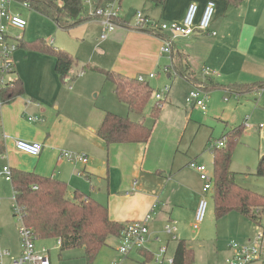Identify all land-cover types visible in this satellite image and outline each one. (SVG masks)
<instances>
[{"label":"crops","instance_id":"0c3cea01","mask_svg":"<svg viewBox=\"0 0 264 264\" xmlns=\"http://www.w3.org/2000/svg\"><path fill=\"white\" fill-rule=\"evenodd\" d=\"M19 1L13 0L10 7L13 13L19 14V8L37 13L30 7L20 6ZM124 1L118 0L115 4L116 28L109 33L101 19L89 16L90 9H83L79 23L66 20L70 24L66 29L37 13L51 22L49 24L54 31L53 38L39 41L50 50L70 54L74 64L67 77L61 79L54 71V55L29 50L27 44L33 42L23 40L24 46L13 53L14 79L20 80L23 92L0 107V172L8 166L12 172L34 173L61 181L66 184L68 199L80 196L98 202L107 208L109 219L120 226L142 220L156 205L147 224L149 240L144 249L124 257L132 264H153L151 259L159 246L165 245L168 256L173 257L177 243L183 241L178 238L176 229L174 251L169 254L170 240L165 237L164 227L175 224L172 215L176 200L169 188L175 185L180 188L184 179L175 181L181 172L176 169V151L171 143L165 141L160 150L152 152V135L146 143L111 145L98 136L97 130L105 113L129 119L139 116L131 114L127 106L117 99L114 85L105 79L103 72L127 78L145 76L148 85V80H159V90L169 86L165 100L169 98L170 102L175 95L173 89L170 92L172 84H178V88L185 85V90L190 92L195 88L194 82L210 87V93L223 91L234 95L237 101L245 97L250 99L260 91L264 97V89L258 88V83H264V0H243L238 6L228 5L226 0H210L214 2L215 10L209 31L196 30L190 37L170 40L168 54L161 50L168 37L134 30L131 27L133 15L141 12L155 22L181 23L188 5L194 2L198 6L197 25L209 0H164L162 4L154 0H129L128 11L121 8ZM91 4L92 7L93 4L100 5L103 0H92ZM24 32L25 29L23 36ZM12 33L17 31L12 30ZM102 35L106 38H101ZM54 44L56 48L53 49ZM178 52L184 56L194 82L173 70V56ZM205 69L215 75L203 74ZM150 74L156 76L150 79ZM173 75L179 77L178 80L172 81L175 79ZM234 84L249 90L240 94L231 92L227 87ZM262 110L261 119L264 121ZM201 114L206 116V111ZM29 118L35 120L29 121ZM131 121L137 122L135 119ZM247 129L264 130L258 125ZM19 140L41 144L40 154L34 157L18 151L15 142ZM64 151L84 154L88 161L86 164L67 161L60 156ZM209 175L213 176L212 171ZM199 182L202 184L200 179ZM212 193L213 190L211 197ZM10 196L14 201L12 184L1 176L0 253L7 252L8 255L0 257V264H11L12 259L21 255L18 225L11 213L13 202L9 205ZM252 238L248 236L247 242ZM186 248L193 253L194 262L193 250ZM210 254L209 258L218 259L216 263L220 264L228 256V248L215 249ZM47 256L50 262L48 250Z\"/></svg>","mask_w":264,"mask_h":264},{"label":"rangeland","instance_id":"374dc122","mask_svg":"<svg viewBox=\"0 0 264 264\" xmlns=\"http://www.w3.org/2000/svg\"><path fill=\"white\" fill-rule=\"evenodd\" d=\"M129 3V0H125L122 3V10L128 11ZM83 9L85 11L89 8L83 4ZM18 11L26 21L23 36L25 42L39 41V39L48 40L54 37L51 22L35 12L20 8ZM51 48H56V44ZM33 59L38 62L36 57ZM86 74L87 71H85ZM175 76H172L175 78L172 81L178 80L179 77ZM148 81L154 90L153 94L143 113L139 116H131L130 119L142 122L151 129L150 148L152 152L160 150L165 141L167 144L173 145L176 151L175 166L181 172L180 177L175 181L184 179L183 186L180 188L176 185L169 188L176 200L172 220L175 223L173 224L177 229L178 238L184 241L186 247L193 250L195 258L193 264H218L216 263L219 261L218 259L209 258L213 250L222 247L228 248L231 242L246 244L248 236L255 238L258 231H264V208H260L259 223L237 212H230L222 218L216 219L213 214L212 197L210 194L201 193L202 184L199 182V176L189 168V163L194 161L201 163L199 165L205 166L206 171L210 174L212 171L211 152L213 151L209 149L211 143L222 142V138L228 132L242 126L232 151L230 170L238 186L264 197V177L253 175L260 157L264 155V130L247 129L264 124L261 119L262 109H264L262 106L264 104L263 91H260L261 95L256 94L257 97L240 98V101H237L234 95L223 91H213L210 95L208 94L206 116H203L194 108L193 102H188L189 91L185 90L187 88L185 85L183 88H178V84L171 85L170 92L172 89L175 91V95H172V102L169 101V98L157 102L154 93L159 91L161 82L159 80ZM156 104H159L160 109L157 119L154 120L150 114ZM245 124L247 128H245ZM173 129H177V131L174 132ZM226 142L227 140L224 144ZM203 198L208 203L205 217L200 229L193 230L197 205ZM12 202L13 198L10 196L9 205ZM16 223L18 225L17 219ZM165 237L170 240L169 254L172 255L175 241ZM35 247L36 249L45 248L49 251L50 264H86L82 258L81 249L67 250L61 253L55 239L35 241ZM118 247L119 241L116 238H108L106 246L99 251L93 264H132L118 253ZM131 258H135L134 254L131 255Z\"/></svg>","mask_w":264,"mask_h":264},{"label":"trees","instance_id":"16d2710c","mask_svg":"<svg viewBox=\"0 0 264 264\" xmlns=\"http://www.w3.org/2000/svg\"><path fill=\"white\" fill-rule=\"evenodd\" d=\"M24 1L31 9L52 20L60 28L69 27L70 24L66 23V20L73 21V24L81 21L82 0ZM109 1L111 0H103V4H93V7L94 9L104 8ZM163 1L154 0L157 4H162ZM242 1L226 0V3L238 6ZM114 21L115 18L112 22ZM27 45L29 50L53 54L55 73L61 79L67 77L74 64V59L70 54L50 50L41 41ZM23 46L22 41L19 48ZM172 61L173 70L177 75L194 82L181 53H176ZM103 75L114 85L117 99L127 106L128 111L134 115H141L152 96V89L149 85L138 82L136 78H127L109 71H104ZM199 85L201 83H193L195 88H199ZM258 85L259 89H264V83L261 82ZM201 87L207 94L210 93V87L205 84ZM227 88L237 94L249 90L239 84ZM22 92L20 80L15 79L11 86L3 92L6 100L4 103L21 95ZM159 109L160 107L156 104L151 110L150 115L154 120L159 115ZM241 130L242 128L238 127L228 132L224 136L227 140L226 144L212 151L213 214L216 219H220L230 212H237L259 223L260 208H264V197L238 186L230 170L232 151ZM97 134L107 145L136 144L148 142L152 131L143 123L131 121L128 117L105 113ZM253 175L264 177V155L260 157ZM11 184L15 201L24 212V224L32 229L35 240H60L61 244L58 249L61 253L67 250L82 249L85 263L93 264L99 251L106 246L108 238H118L122 226L109 219L107 208L92 199H83L80 196L68 199L65 183L40 177L34 173L11 171ZM173 258L174 264H193V253L186 248L184 241L177 243Z\"/></svg>","mask_w":264,"mask_h":264},{"label":"built area","instance_id":"2783aa9c","mask_svg":"<svg viewBox=\"0 0 264 264\" xmlns=\"http://www.w3.org/2000/svg\"><path fill=\"white\" fill-rule=\"evenodd\" d=\"M83 3H87L89 6V16L101 19L105 31L107 33L112 32L116 28V24L112 20L116 17V10L118 0H111L104 8L94 9L92 7V0H82ZM13 0H0V107L6 101L3 97V92L9 88L14 79V65L12 55L19 49V45L23 41L22 32L26 27V21L19 14L13 13L10 10ZM19 5L24 8H29V4L26 1H19ZM215 4L212 1H207L201 17L195 24V19L198 12V6L192 2L188 5L185 16L181 23L175 22H155L145 17L141 12H136L133 15V23L131 27L134 30L149 31L154 34H163L168 37V40L164 41L162 47L163 53H170V46L172 39L177 37L187 38L194 34L196 30L199 32L207 33L210 28V24L214 15ZM12 30H16L17 33H12ZM214 35V34H213ZM101 38H106L102 35ZM168 71V70H167ZM203 74H213L208 70H203ZM155 74L148 75V78H154ZM138 82L145 83L146 78L144 76H138ZM169 86H164L161 90L154 93V98L157 102L165 101L167 94L169 93ZM208 94L202 89V87L194 88L188 94V102H193L194 108L205 113L207 106ZM159 106V104H158ZM160 107V106H159ZM29 121L35 119L29 118ZM247 128V125L245 124ZM259 129H264V124L258 125ZM225 137L222 138V142H214L210 145V149L222 148L225 143ZM15 148L30 156H38L41 152L42 145L38 143H28L24 141H16ZM60 156L67 161H74L80 164H86L88 157L84 154H75L71 152H61ZM189 167L195 170L199 179L202 182V193L210 194L214 187L213 176L209 175L205 166L199 165L195 162H190ZM3 177L5 181L11 182V170L8 166L2 168L0 177ZM207 200L201 199L197 205L195 212V218L193 223V230H198L201 223L204 220L207 210ZM156 205H153L150 212L139 221L128 222L122 226L119 234L118 241L119 247L118 253L127 257L133 252H138L144 249L146 243L149 240L148 222L151 220V215ZM13 215L18 221V235L21 245V255L17 259H12L11 264H50L47 250L44 248L36 249L35 236L32 229L26 227L24 224V212L22 208L14 201L12 205ZM164 233L176 241V228L172 224H167L164 227ZM158 241V239H156ZM57 245L61 244L60 240H57ZM229 254L220 264H264V231H258L255 238L246 244H239L231 242L228 245ZM8 255L7 252L0 253L1 256ZM153 264H174V258L168 256L167 247L161 245L158 247L156 253L152 256Z\"/></svg>","mask_w":264,"mask_h":264}]
</instances>
